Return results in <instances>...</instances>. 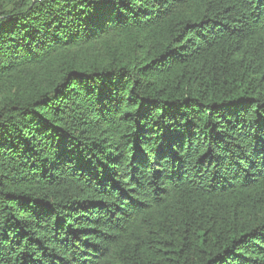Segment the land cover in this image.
Segmentation results:
<instances>
[{
	"label": "trees",
	"instance_id": "obj_1",
	"mask_svg": "<svg viewBox=\"0 0 264 264\" xmlns=\"http://www.w3.org/2000/svg\"><path fill=\"white\" fill-rule=\"evenodd\" d=\"M0 264H264V0H0Z\"/></svg>",
	"mask_w": 264,
	"mask_h": 264
}]
</instances>
